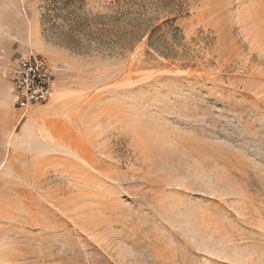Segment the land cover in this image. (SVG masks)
Instances as JSON below:
<instances>
[{
	"label": "rangeland",
	"instance_id": "rangeland-1",
	"mask_svg": "<svg viewBox=\"0 0 264 264\" xmlns=\"http://www.w3.org/2000/svg\"><path fill=\"white\" fill-rule=\"evenodd\" d=\"M27 52L56 82L0 98V264H264V0H0Z\"/></svg>",
	"mask_w": 264,
	"mask_h": 264
},
{
	"label": "built area",
	"instance_id": "built-area-1",
	"mask_svg": "<svg viewBox=\"0 0 264 264\" xmlns=\"http://www.w3.org/2000/svg\"><path fill=\"white\" fill-rule=\"evenodd\" d=\"M16 91V107L24 119L29 110L47 104L52 97L56 75L52 64L34 52L22 58L11 72Z\"/></svg>",
	"mask_w": 264,
	"mask_h": 264
},
{
	"label": "crops",
	"instance_id": "crops-1",
	"mask_svg": "<svg viewBox=\"0 0 264 264\" xmlns=\"http://www.w3.org/2000/svg\"><path fill=\"white\" fill-rule=\"evenodd\" d=\"M32 39H33V37H31V41H32ZM29 53H31V52L14 54L11 57V61H10V63L13 64L10 71H8V70L5 71L4 67L6 66V63H5L6 59L4 57L0 56V67L2 68V69H0V79H6L7 80V84H6L7 86L0 82V98H1V101L2 100L4 101L5 98L10 100L11 105L13 106V108L16 111L19 112V115H21V111L18 110L16 107V91H15V87H14L13 82H12L11 72L14 68H16V66L18 65L20 60L22 58H24L25 56H27Z\"/></svg>",
	"mask_w": 264,
	"mask_h": 264
},
{
	"label": "trees",
	"instance_id": "trees-1",
	"mask_svg": "<svg viewBox=\"0 0 264 264\" xmlns=\"http://www.w3.org/2000/svg\"><path fill=\"white\" fill-rule=\"evenodd\" d=\"M175 20H176V19H169V20H167L164 24L173 23V22H175ZM159 30H161V29H159ZM150 40H152V39H150Z\"/></svg>",
	"mask_w": 264,
	"mask_h": 264
},
{
	"label": "bare ground",
	"instance_id": "bare-ground-1",
	"mask_svg": "<svg viewBox=\"0 0 264 264\" xmlns=\"http://www.w3.org/2000/svg\"><path fill=\"white\" fill-rule=\"evenodd\" d=\"M32 42V41H31ZM36 45V44H35ZM57 97V96H56Z\"/></svg>",
	"mask_w": 264,
	"mask_h": 264
}]
</instances>
